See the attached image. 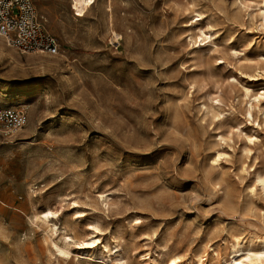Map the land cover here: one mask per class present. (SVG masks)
I'll return each instance as SVG.
<instances>
[{"label": "rangeland", "instance_id": "rangeland-1", "mask_svg": "<svg viewBox=\"0 0 264 264\" xmlns=\"http://www.w3.org/2000/svg\"><path fill=\"white\" fill-rule=\"evenodd\" d=\"M32 2L59 50L0 38V108L26 115L0 138V264H223L236 239L257 248L264 0ZM92 225L99 242L71 245L73 260L49 247Z\"/></svg>", "mask_w": 264, "mask_h": 264}, {"label": "built area", "instance_id": "built-area-1", "mask_svg": "<svg viewBox=\"0 0 264 264\" xmlns=\"http://www.w3.org/2000/svg\"><path fill=\"white\" fill-rule=\"evenodd\" d=\"M0 38L16 52L54 57L59 45L45 29L32 0H0ZM26 124L23 111L0 108V138H17Z\"/></svg>", "mask_w": 264, "mask_h": 264}, {"label": "bare ground", "instance_id": "bare-ground-1", "mask_svg": "<svg viewBox=\"0 0 264 264\" xmlns=\"http://www.w3.org/2000/svg\"><path fill=\"white\" fill-rule=\"evenodd\" d=\"M105 1L107 2V5L105 6L106 12H110V0H105ZM259 15H261V14L259 13ZM194 17L196 18V20L192 23H200L203 21V18H204L203 15L198 13V12H195ZM110 18L111 17L109 16V19ZM262 19H264V12H262ZM199 32H200L201 37H205L207 39H211L213 37L212 34H210V33L206 34L202 30H199ZM119 39H120L119 35L112 32V40L114 42H118ZM0 46H1V44H0ZM28 62H31L34 66L40 67V68H50V66L54 64L53 61L47 62V61L42 60L41 58L29 59ZM247 93L248 92L246 91V95H247ZM258 99H264V92H262L259 95V97H257V98L255 97L254 101L255 100L258 101ZM3 106L6 107V105H3ZM8 107H10V106H8ZM248 115L250 116V112H248ZM221 156H222V154L220 152H215L214 156L211 159L212 162L213 163L218 162L220 160ZM257 183H259L262 190H264V177H258L257 176ZM105 199H106V196H105ZM74 211L76 213V210H74ZM76 215H77V213H76ZM35 218L46 226V230L50 233V235L57 233L58 228H56V225L52 221V219L55 218L54 212H52L50 210H46V211H43L40 213L37 212L35 214ZM51 228H53V229H51ZM90 228H91V232L89 233L90 236L88 238H86L84 241H78L74 236H65V237L63 236L62 237V244H58L51 239L48 243L49 247L54 248V250L57 251L59 254H61L62 256H65L71 260L72 259L71 245L77 244V246H78L79 244H81V245L90 246V245L95 244L96 242H99V238L97 237L98 236L97 234L100 231L98 230V228L96 226H93V225ZM241 241L236 239L234 243H232L229 247L228 246L226 247L225 250H226L227 258L225 260H223V264H250L253 262H257V261H259V262L264 261V239L259 240V244L257 245V248L253 247L252 245L244 246L241 243ZM107 247H108L107 245H104V248L108 249ZM119 249H120L119 244L115 243L111 249L110 248L108 249V252L110 254H114L117 257V256H119L118 255ZM112 250L114 251V253ZM111 251H112V253H111ZM212 253L216 259H220V254H218V252L216 250H212ZM83 259H85V258H83ZM201 264H202V262H201Z\"/></svg>", "mask_w": 264, "mask_h": 264}]
</instances>
